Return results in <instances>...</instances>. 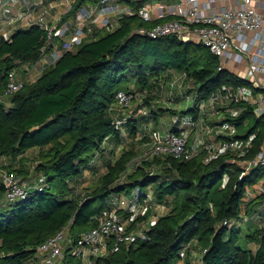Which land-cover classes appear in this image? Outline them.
Returning <instances> with one entry per match:
<instances>
[{"label":"trees","instance_id":"obj_1","mask_svg":"<svg viewBox=\"0 0 264 264\" xmlns=\"http://www.w3.org/2000/svg\"><path fill=\"white\" fill-rule=\"evenodd\" d=\"M88 2L98 0H76L73 10ZM141 25L148 24L138 16L122 18L116 30L86 40L37 79L25 82L8 96L9 104L0 102V158L9 163L6 167V161L1 162L0 167L29 178L26 154L37 150L32 175L38 180L26 199L8 202L0 176V264L36 261L42 242L69 223L72 237L94 227L115 205V197L130 196L137 188L138 198L146 199L151 192L153 201L165 203L168 210L157 214L150 206L146 214L135 217L129 229L137 221H149L151 214L158 216L148 223L145 238L99 257L97 264H177L179 260L192 264L197 255L199 264H264V188L244 200L264 180V167L243 174L244 168L230 161L234 153L208 161L204 152L189 161H148L120 183L135 156V151L126 150L108 166L98 185L79 190L83 173L94 168L92 160L98 161L106 149H101L105 137L117 135L110 108L118 90L152 88L169 68L186 72L201 97L227 85L249 84L232 71L219 70V57L201 43L173 36L146 37L134 32ZM46 37L45 30L34 24L15 32L11 41L1 40L0 95L5 94L12 69L40 59ZM238 105L245 107L234 118L239 129L256 133L246 156L254 157L264 142V114L256 115L248 103ZM134 125L135 121L133 135ZM13 163L20 166L14 168ZM119 210L127 217L125 210ZM257 218L261 221L242 228L244 222ZM226 220L234 225L229 228ZM243 242L256 246L244 247ZM62 264L83 262L67 251Z\"/></svg>","mask_w":264,"mask_h":264},{"label":"built area","instance_id":"obj_2","mask_svg":"<svg viewBox=\"0 0 264 264\" xmlns=\"http://www.w3.org/2000/svg\"><path fill=\"white\" fill-rule=\"evenodd\" d=\"M75 1L0 0V42L2 39L12 40V26L19 21L29 27L36 24L47 34L40 59L33 65H22L20 69L15 68L8 73L7 89L5 94L0 95L1 103L9 104L8 99L13 93L23 88L25 82L35 80L30 72L41 75L66 52L75 50L86 40L98 38L104 32L116 30L121 26L122 18L138 16L148 25L136 27L134 32L151 38L173 36L183 42L201 43L219 57V70L232 71L249 84L227 85L208 97H201L187 82L186 72L169 68L158 81L153 82L152 88L118 90L116 101L110 108L114 131L142 141L140 153L129 162L119 182L123 183L135 167L145 162L169 158L189 161L203 152H206V161L228 152L234 153L230 161L240 164L244 168L243 174L256 167H264V142L254 157H246L251 152L253 138L241 141L236 137L234 122L224 120L214 124L207 118L209 109L220 115L217 104L224 101L248 103L253 106L256 115L264 114V0H98L96 3H84L74 11ZM26 69L30 72L22 71ZM136 102L138 106L134 107ZM180 104L198 113L197 117L193 114L174 117L175 121H184L187 128L149 133L136 131L132 134L133 122L148 115L152 106L167 109ZM190 128L195 130L193 139ZM211 135H216L219 141H209L206 136ZM111 140L112 135L105 137L101 149L107 147ZM96 163L95 159L91 164ZM1 180L8 202L26 199L34 186L8 170L1 173ZM138 194L139 188L135 189L133 197H115V205L98 218L96 225L81 231L76 237L71 236L70 223L67 224L38 246V260L35 262L62 264L67 251L82 258L87 249L92 257L88 264H97L99 257L115 253L122 245H130L138 238H145L148 223L158 216L142 222L144 224L140 229H129L124 214L119 210L133 206ZM146 196L147 203L140 204L142 209L136 207L129 220L134 221L137 216L147 213L153 194L147 192ZM251 196L250 192L244 200ZM155 205L157 214L168 210L163 202H156ZM225 224L231 228L234 221L226 220Z\"/></svg>","mask_w":264,"mask_h":264},{"label":"crops","instance_id":"obj_3","mask_svg":"<svg viewBox=\"0 0 264 264\" xmlns=\"http://www.w3.org/2000/svg\"><path fill=\"white\" fill-rule=\"evenodd\" d=\"M60 10H63V7H60ZM29 26H26L23 22H17L12 26V32L13 34L15 32H17L18 30L21 29H27ZM1 37V35H0ZM26 67V65H25ZM247 69V65L245 67ZM26 71L30 72L29 70L26 69ZM246 71V70H245ZM30 76L31 77H35L34 79H37L39 76L37 74H35V72H30ZM187 82L190 83L194 89V91H196V84L194 83L193 80L187 79ZM138 103H134V107H137ZM181 106H177V105H172L170 108L172 109H178ZM153 108V110H152ZM149 108V114L146 116H142L140 119L136 120V125L133 126V128H136V131H140V132H145V133H149L152 131H164L167 129H171V128H177L179 130H182L184 128H187V125L185 124L184 121H175L174 117L176 116H180L183 115L185 113H187L190 110L184 109L183 111H179L178 113H174V117L172 119V121H170L169 123H164L161 124L160 122L163 120V115H164V110H161L157 107H153ZM163 108V107H161ZM217 108L220 111V115H216L215 110L213 109H209L208 110V114H207V118L210 122H213L214 124L216 123H222L224 120H230L231 122H234L237 126V135L236 137L244 142H247L249 139L254 138L256 133H250L247 134V130L246 129H239L238 124L235 122L234 118H238V116L245 111V107L243 105H238V103H230L228 101H224V103H220L217 104ZM181 109V108H180ZM166 110V109H165ZM195 110H191L190 114H193L195 117L198 116L197 112H194ZM197 114V115H196ZM134 123V122H133ZM248 123V120L245 121L244 125L246 126V124ZM181 124V125H179ZM189 133H190V137L191 139H193L194 137V133L195 130L193 129H189ZM246 136V137H245ZM206 138L209 141H219L218 137L216 135H211V136H206ZM140 142H142L141 140H139V138L137 137H128V136H121L119 134H117L115 137H112V140L110 142V144L106 147V149L103 152V155L98 159L97 163L95 164L93 169H87L85 170V172L83 173V178H80V186H79V190L82 191V189L84 190V192H86V190L88 188L93 189L96 185H98L100 177L105 174L108 170V166L110 164H113L116 162V160L120 157L121 154H123V152H125L126 150H134V148L136 147V150L139 148ZM139 144V145H138ZM136 153V151H135ZM206 153V152H204ZM27 155V154H26ZM6 161L7 164V158L6 157H2L0 158V163ZM14 168H16L17 166L12 165ZM38 180H31L29 182H31L32 184H37ZM264 188V183H262L261 185H256L255 186V190H250V192L252 193V195L256 196L257 194L254 193V191L260 192L262 191ZM256 194V195H255ZM120 197H133L134 194L132 192V194L130 196H127L126 194H121L118 195ZM139 197V194H138ZM134 198V205L133 206H127L126 208L124 207L123 210H125L127 217L128 216H133L134 210L137 207V204L140 205L141 203H147L148 199L146 198ZM151 202V207L152 209L156 210L155 207V201H150ZM252 243L249 244V247H251ZM255 245V244H253ZM256 246V245H255ZM91 255L89 250L85 249V251L83 252L82 255V262L83 264H88L90 262L91 259ZM38 260V259H37ZM35 262V261H33ZM32 262V263H33ZM180 264L181 262H183V260H179L178 261ZM30 263V264H32ZM40 262H35L34 264H39Z\"/></svg>","mask_w":264,"mask_h":264},{"label":"rangeland","instance_id":"obj_4","mask_svg":"<svg viewBox=\"0 0 264 264\" xmlns=\"http://www.w3.org/2000/svg\"><path fill=\"white\" fill-rule=\"evenodd\" d=\"M180 108H178V109H176L178 112L179 111H181V110H184V109H186V107H184L183 105H181L180 104ZM160 109V108H159ZM172 108H167L166 110H164L165 112H164V115L162 116L163 117V120L160 122L161 124H164V123H169L170 121H172V119H173V117H174V113L172 112ZM190 111H188L187 113H185V114H183L184 115V117H187L188 115H190ZM179 125H181V124H179ZM139 145V144H138ZM137 147V146H136ZM136 147L134 148V150L136 151V153L135 154H139L140 153V148H138L137 150H136ZM36 154H37V150H34V151H31L29 154H27V157L29 158L28 159V162H27V166L30 168V172L33 174V170H34V165H36V159H35V156H36ZM8 161V160H7ZM8 163V162H7ZM2 164H4V163H2ZM6 167H8L9 166V163L8 164H4ZM14 165H16L17 167L18 166H20V164L18 165V163H14ZM4 170H9V169H7V168H5L4 166L3 167H0V176H1V173L4 171ZM30 175L29 176V178L28 177H24L23 175H21L22 177H24V179L25 180H27V181H33L35 178V176L34 175ZM262 183H264V180H262L259 184H257V186L258 185H261ZM137 207L139 208V209H142L143 208V206H140V205H138L137 204ZM123 214V213H122ZM152 215L153 214H151V217H152ZM123 217H124V221L126 222V226L127 227H129V226H131L130 224L133 222V221H131V223H130V220L128 219V217H125L124 215H123ZM259 221H261V219H259V218H257L256 219V221H249V222H244L243 223V227L242 228H244V229H247L248 228V226H250L251 224H253V223H255V222H259ZM137 222H139L140 223V225H138V226H135L134 228L135 229H140L142 226H143V224L144 223H142L141 221H137ZM244 247H249V244H247L246 242H243V244H242ZM251 247L252 248H255V245H251ZM191 261H192V264H199V255H197V256H195V257H193V258H191ZM179 262H177V264H178ZM180 264H186V260H183V262H181Z\"/></svg>","mask_w":264,"mask_h":264}]
</instances>
